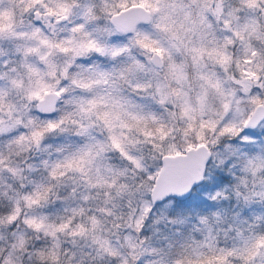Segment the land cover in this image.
<instances>
[{
    "label": "clouds",
    "instance_id": "1",
    "mask_svg": "<svg viewBox=\"0 0 264 264\" xmlns=\"http://www.w3.org/2000/svg\"><path fill=\"white\" fill-rule=\"evenodd\" d=\"M185 5L189 0H184ZM96 13L99 19L89 25L91 30L96 25L101 27L111 26V19L102 11L104 0H94ZM229 5L240 7L239 0H226L225 8ZM13 8L10 0H0V10ZM264 4L255 9L243 7L237 14L240 17L239 23L255 21L259 30H264ZM186 6L183 10L173 16L171 28L176 31V37L171 32H165L163 28H157L159 23L158 15L153 14L149 19L142 21L137 28L141 37H148L151 40L159 41L165 48H168L177 63L186 62L188 65L189 80L185 82V89L195 97L200 92V81L195 78L197 72L212 74L215 73L224 81L225 88L235 87L233 77L237 74L235 65L228 68L213 64L207 57L194 69L191 56L185 51V46L190 48L192 41H198V36L191 29L190 21L184 20V12H188ZM17 23L16 32L23 34L30 31V24L41 27L47 33L49 30L44 27L45 21L35 15V10L21 13L19 8L15 9ZM75 22H82L79 18L73 17ZM213 30L218 38L231 36L229 29L224 27L222 21L216 18L211 20ZM237 21L232 22L235 28ZM62 27L71 29L72 23L63 22ZM65 32L64 35H69ZM235 40V37H232ZM135 33H117L113 37H105V42L126 46L128 51L122 55L112 58L90 53L87 56L77 58L74 65L68 69L69 76L80 69L77 65L89 69L95 66L98 70L112 71L120 69L134 61L145 64L148 68L161 73L163 78L164 68L159 63H152V56L146 49L135 44ZM35 45L36 41H28L23 35L18 38L0 39V90L4 95L0 104V153L5 157L6 163L0 166V215H7L10 204L7 197H14L19 200L20 212L18 218L12 223L0 226V264H9L11 257L13 264H44V259L39 256L42 250H50L53 245H59V264H177L183 261L185 264L192 262L197 264L205 256H211L213 250L217 253L220 249L232 250L243 246L244 238L264 235V167H258L253 172L249 170L248 162L257 157L264 156V125L247 129L245 138H235L232 135H218L212 130L205 131V139L199 141L207 145L206 149L192 153L193 157L210 153L207 156L204 168V179L197 191L188 196L187 194L177 199L168 201L159 207L155 202L151 203L153 211L144 221L141 230H136L135 221H120L117 219L120 213L128 211V198H117L115 216H107L98 211L103 206L104 196L97 197V192L103 189L90 187L89 176L95 177L97 169L101 174L110 175L108 166L113 168H129L127 177L121 178V183H126L130 189L135 191V186L141 181L142 176L155 172L163 163L160 156V149H153L150 143H145L146 138L135 129H120L116 132H123L130 138H135L141 143L132 149L133 155L143 157V164L149 171L135 174L131 171V165L121 157L116 150L107 147L106 151L97 156L92 165L88 166L91 171L88 175L74 170H64L65 175L58 179H52L49 175L52 165L62 163L73 154L87 149L97 143L110 145L109 133L103 121L99 120L95 112L84 115L78 112L77 102L103 97L111 103V99L117 100L128 112H140L143 115L155 114L169 126L182 128L184 121L171 120L169 111H175L170 100L168 104H159L158 97L153 99L151 91L141 92L132 86L137 81L147 82L151 80L156 83L152 73H137L131 77L132 84L120 81L118 86L98 85L91 89H83L71 84L70 79H61L57 87L66 88L60 97L56 98L54 111H41L39 102L29 101L22 89L12 86L10 80H23L25 86L29 84V76L25 65L31 64L41 71H46L45 66L37 55L25 56L20 48L25 44ZM251 43L255 48H264V42L253 39ZM229 54L239 57L242 54V45L239 40L229 48ZM64 57L59 56L58 61L63 62ZM46 79H50L45 77ZM54 83V81H53ZM259 94L264 97V89L256 86ZM245 101L248 99L244 97ZM13 105L9 109L8 105ZM139 106V107H135ZM250 109L251 105H242ZM167 109V111L165 110ZM103 104L99 105L96 111H104ZM68 113H74L73 119L78 124L68 121L54 131L47 132L41 139L39 145L24 141L17 144L21 136H29L33 126L28 121L34 119L38 124H46L48 121L58 122L61 117ZM202 118L209 120L215 118V111ZM233 119L229 115L219 124ZM238 122V121H237ZM151 124V121L149 122ZM83 125V130L80 125ZM186 140L197 143L195 132L187 138L180 131H174L163 142L165 150L169 144H175L183 150ZM160 144L158 138L155 140ZM236 151L233 152L229 149ZM18 170L17 174L9 171V168ZM38 184L51 185L52 190L47 198L37 205L28 206L24 197L32 193ZM7 194V196L3 194ZM143 190L137 194L132 201L133 208L143 209L148 205L144 201ZM96 197V199L85 200L83 197ZM85 209V216H77L73 221V227L77 223H88L87 217L97 216L101 224L95 232H89L84 236H71L69 230L57 233V238L45 234V230L36 231L26 223V219L45 217L48 223L59 224L62 219L72 215V209ZM110 207V205H109ZM201 218H206L208 223H201ZM120 224V227L114 225ZM90 227V224H89ZM23 235L26 240V248L21 250L18 247L17 238ZM100 240H107L110 246L116 250L117 255L101 254L99 244L94 242L93 236ZM131 237L136 243V248L128 246V238ZM264 251V249H262ZM229 264H243L237 257L228 258ZM256 264H260L257 258Z\"/></svg>",
    "mask_w": 264,
    "mask_h": 264
},
{
    "label": "snow or ice",
    "instance_id": "2",
    "mask_svg": "<svg viewBox=\"0 0 264 264\" xmlns=\"http://www.w3.org/2000/svg\"><path fill=\"white\" fill-rule=\"evenodd\" d=\"M10 3L13 4V8L0 10V39L18 38L19 35H23L28 41H36L35 45L26 43L20 48L25 56H39L46 69V71H41L27 64L25 67L29 76L28 86H25L22 79H11L10 82L13 87L22 89L29 101H38L41 111H54L56 98L67 91L66 88L57 87L61 79H70L71 84L76 87L91 89L101 84L118 86L120 81L132 84L131 77L143 72L152 73L156 78L155 85L151 80L137 81L132 85L134 89L146 93L152 90L153 99L158 97L157 102L161 105H166L171 100L176 110L169 111L170 119L185 122L182 128L170 127L168 122L155 114L143 115L140 112L126 111L124 105L115 99H111L110 104L103 97L77 102L78 112L76 114L89 115L95 112L97 118L103 121L109 133L110 145L97 143L89 146L66 158L64 162L53 164L49 175L52 179L63 177L65 171L61 169L74 170L88 175L91 171L88 166L92 165L95 158L106 151L107 147L120 153L121 157L131 165L133 174L137 171H149L142 162L143 157L132 154L134 146L141 141L126 136L122 131L118 133L115 129L117 127L135 129L138 133H142L146 138L145 143H150L153 149H160L163 163L154 173L149 171L147 176H142L140 183L135 186V191L130 189L126 183L120 182L122 177H127L129 168H113L109 165L107 171L110 175L101 174L97 169L95 177L89 176L88 179L90 187L103 189L102 193L97 192V197L100 195L105 197L103 206L98 208V211L104 215L115 216L114 210L118 206L117 198L127 196L128 211L127 213L122 211L117 219L128 221L130 218L131 221H135L137 231L142 229L145 219L153 211L152 202L159 207L186 194L191 196L197 191L204 179V168L210 153L199 157H193L191 154L207 148L205 143L199 142L205 139L206 130H212L214 133L218 130L219 136L229 134L235 138L246 139L247 135H251L247 132L249 126L264 125V97L258 93L253 94L257 91L256 86L264 89V48L257 49L251 43L253 39L264 42V30H259L255 21L239 23L240 17L237 15L243 7L255 9L260 4H264V0H239L240 7L229 5L227 8H225L226 0H189L187 5L184 0H104L101 11L111 19V26L96 25L91 30L88 26L99 19L94 0H10ZM186 6L189 11L184 12V20L192 23L191 31L199 38L198 41L191 42L190 48L185 46L186 53L191 56L194 69L205 57L213 64L224 67L226 72L234 64L237 74L230 79L233 80L235 87L225 88L224 81L215 73L197 72L195 78L200 81V92L193 97L185 89V82L189 80L187 63H177L168 48H165L159 41L151 40L146 36L141 37L137 31L142 21L156 14L159 18L156 27L163 28L165 32H171V35L176 37L177 33L170 25L178 10H183ZM16 7L21 13L35 10V15L45 21L44 27L49 31L46 33L43 28L30 24L28 26L30 31L18 34L15 30L17 27ZM261 10L264 11V9ZM73 17L79 18L82 22H75ZM213 18H216L218 22L222 21L224 27L229 29L232 35L218 38L211 23ZM234 20L237 21L235 28L232 26ZM65 21L73 24L71 29L61 26ZM65 32L70 34L64 35ZM117 33H135V44L151 53L152 63H159L164 68L163 78L160 79L161 73L148 68L139 61L112 71L98 70L95 66L84 69L83 66L77 65L80 70L69 76L68 69L74 65L77 58L90 53L116 58L127 52L126 46L121 47L105 42V37H113ZM232 37L241 42L242 54L239 57L229 54V48L235 43ZM3 54V50L0 49V55ZM59 56L64 57L63 62L58 61ZM4 95L6 92L0 90V101ZM244 97L248 99L245 101ZM245 103L251 105V108H243L242 105ZM101 104L104 105L105 110L96 111ZM2 107L3 105L0 104V110ZM8 107L11 111L13 105L9 104ZM213 110L215 118L209 120L198 118L210 115ZM229 113L233 115V119L224 123L223 127H218ZM74 115V113H68L58 122L48 121L42 125L30 118L28 122L32 124L33 131L27 137L21 136L15 143L22 144L27 140L38 146L47 132L56 130L68 121L78 124L79 122L73 119ZM80 126L83 129V125ZM83 130L86 131V129ZM174 131L182 132L185 138L195 132L198 142L192 143L186 140L183 150L175 144H169L165 150L163 142ZM157 138L160 144L155 142ZM229 149L236 151L231 146ZM5 163V157L0 153V166ZM248 164L249 170L254 172L256 168L264 167V156L250 160ZM9 171L13 174L18 172L17 169L11 167ZM51 190V185L38 184L32 193L24 197V201L28 206L37 205L47 198ZM142 190L145 194L144 201L148 206L143 209L133 208L132 201ZM3 195L7 196L6 193ZM7 198L10 210L7 215H0V226L14 222L20 212L19 200L14 197ZM83 199H96V197L85 196ZM177 202L179 203L178 199ZM77 216H85L83 207L72 209V215L67 219H62L59 224L48 223L45 217L26 219L25 223L36 231L45 230V234L54 239L57 238V233L69 229L68 234L73 237L84 236L90 231L95 232L101 224L99 218L93 215L86 218L87 224L77 223L73 227V221ZM201 223L207 224L208 221L206 218H201ZM114 226L120 227L121 225ZM93 240L99 244V251L102 255H117L116 250L107 240H100L95 235ZM17 241L18 247L24 250L26 240L23 235L19 236ZM128 246L132 249L137 246L131 237L128 238ZM58 247V244L53 245L50 250L39 252L41 258H46L44 264H59ZM262 249H264V235L246 237L241 248L220 249L218 253L213 250L211 256H205L197 264H229L228 258L232 256H237L243 264H256L257 258L260 264H264ZM9 264H13L11 257ZM177 264H185V262L177 261ZM188 264L192 262L189 261Z\"/></svg>",
    "mask_w": 264,
    "mask_h": 264
}]
</instances>
